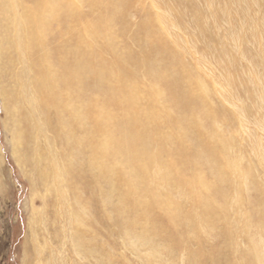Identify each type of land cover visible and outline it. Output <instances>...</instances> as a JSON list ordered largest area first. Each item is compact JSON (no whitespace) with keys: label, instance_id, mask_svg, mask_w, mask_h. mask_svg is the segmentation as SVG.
I'll list each match as a JSON object with an SVG mask.
<instances>
[{"label":"bare ground","instance_id":"obj_1","mask_svg":"<svg viewBox=\"0 0 264 264\" xmlns=\"http://www.w3.org/2000/svg\"><path fill=\"white\" fill-rule=\"evenodd\" d=\"M80 1L89 13L80 12ZM129 4L131 0H0V58L3 74L14 86L8 92L13 110L20 111L27 101L48 128L56 120L53 129L67 146V173L78 182L84 176L79 167L88 173L90 190L99 187L100 207L111 205L127 237L148 247L154 258L157 234L177 231L184 222L197 228L196 214L183 215L176 200L159 187L177 183L188 200L201 207L203 220L214 224L222 214L210 208L205 195L213 190L215 200L227 198L228 174L236 163L227 157L229 147L222 137L215 130L208 134L196 117L209 121L217 115L213 94L186 66L179 43L165 39V18L158 14L141 22L137 53L120 43L116 25ZM17 62L22 64L20 73L14 70ZM139 70L150 80L145 92ZM204 169L213 177L212 184H207ZM74 214L73 220L81 221L79 208ZM225 235L229 238L230 233ZM84 245H77L80 251H85Z\"/></svg>","mask_w":264,"mask_h":264},{"label":"rangeland","instance_id":"obj_2","mask_svg":"<svg viewBox=\"0 0 264 264\" xmlns=\"http://www.w3.org/2000/svg\"><path fill=\"white\" fill-rule=\"evenodd\" d=\"M78 6L81 13H89L81 1ZM158 14L167 21L165 39L179 43L184 63L213 94L217 115L209 121L196 117L208 134L215 130L222 137L229 147L227 157L236 163L228 174L227 198L215 200L213 190L205 195L210 208L213 205L223 217L210 224L177 183H173L176 188L160 186L183 215L196 214L197 228L184 222L177 231L160 232L154 237L158 253L151 257L148 247L136 245L120 228L111 205L100 207L99 187L90 190L89 174L77 169L84 174L81 184L67 173V146L53 129L56 120L48 128L27 101L20 102L18 113L13 110L8 92L14 86L3 74L0 58V264H264V0H131L124 21L116 25L120 43L137 53L141 22ZM105 58L111 61V55ZM15 67L17 73L23 69L18 62ZM139 84L144 92L150 87L142 70ZM203 173L207 184H212L207 169ZM78 208L81 221L73 220ZM76 233L83 234L78 235L80 243ZM78 243H85L84 252Z\"/></svg>","mask_w":264,"mask_h":264}]
</instances>
